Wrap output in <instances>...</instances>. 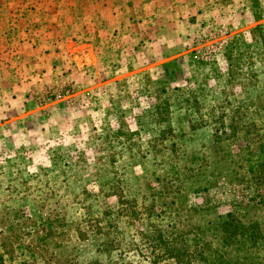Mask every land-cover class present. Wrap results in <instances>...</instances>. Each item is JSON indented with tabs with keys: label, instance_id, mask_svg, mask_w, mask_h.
Instances as JSON below:
<instances>
[{
	"label": "rangeland",
	"instance_id": "obj_1",
	"mask_svg": "<svg viewBox=\"0 0 264 264\" xmlns=\"http://www.w3.org/2000/svg\"><path fill=\"white\" fill-rule=\"evenodd\" d=\"M135 5L39 55L3 20L0 264H264V57L231 74L221 51L260 52L264 0Z\"/></svg>",
	"mask_w": 264,
	"mask_h": 264
},
{
	"label": "crops",
	"instance_id": "obj_2",
	"mask_svg": "<svg viewBox=\"0 0 264 264\" xmlns=\"http://www.w3.org/2000/svg\"><path fill=\"white\" fill-rule=\"evenodd\" d=\"M146 2L152 0H2L8 12L12 13H9L7 18L0 13V38L1 35L6 36L2 27L3 20L4 26L6 22L5 27L14 29L11 35L17 32L21 45L25 44V41H20L25 38V33L33 32L34 37L41 38L40 44H36L35 49L32 48L33 51L37 50L38 55L41 49H55L53 39L61 32H57V29H68V24L72 23L76 25L80 22L87 33L91 31L97 36L107 34L113 37L120 33V30L125 31L126 25L133 26L130 24L134 20L130 11L135 8L136 3ZM125 19L128 20L127 23L124 22ZM38 55L37 60L40 61ZM2 64L0 60V69Z\"/></svg>",
	"mask_w": 264,
	"mask_h": 264
},
{
	"label": "trees",
	"instance_id": "obj_3",
	"mask_svg": "<svg viewBox=\"0 0 264 264\" xmlns=\"http://www.w3.org/2000/svg\"><path fill=\"white\" fill-rule=\"evenodd\" d=\"M262 16L260 15L259 18L256 19L257 20H261ZM249 34H252V36L257 35L256 37H258V42L259 45L261 46V50L260 52L255 53L253 50H250V45L247 44L246 38H244V34H240L238 36H234L232 38H230V41L225 45V47L221 50L222 56L225 57L226 59V63L228 65V70L229 73L233 74V72L237 71V67L240 66L241 68H247L249 65L252 64L253 62V58L255 55H259V57H264V24H258L257 26H255L254 28H252L249 31ZM242 42L245 43V48H246V52H239V54L237 56H235L234 53V49L237 47V44H241ZM213 53L218 54L219 52H217L216 50H213ZM215 54V55H216ZM243 55L245 57L244 62L243 61ZM261 61L263 58H260ZM198 63H200V61H197ZM245 68V69H246ZM244 73V72H242ZM248 81L247 82H241L244 87H246L247 85L251 84V79L253 78V73L251 72V70L249 69L248 72ZM177 91H181L180 89H175ZM160 91V90H158ZM162 92L165 93V88L161 89ZM192 97L187 98V101H192ZM156 105H155V112L158 116H164L167 115L168 112V97L166 98H161L160 95L157 96L156 98ZM195 101V100H194ZM214 118H211V121L215 122V120H213ZM128 203L130 204H134V201H129ZM38 220H40L41 222L46 221V219L43 218V216L39 215Z\"/></svg>",
	"mask_w": 264,
	"mask_h": 264
}]
</instances>
